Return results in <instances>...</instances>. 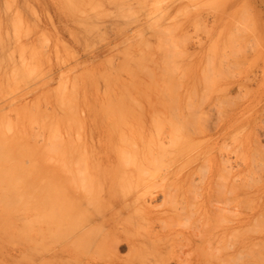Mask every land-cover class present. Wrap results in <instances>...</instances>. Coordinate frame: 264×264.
Returning <instances> with one entry per match:
<instances>
[{
  "label": "rangeland",
  "instance_id": "obj_1",
  "mask_svg": "<svg viewBox=\"0 0 264 264\" xmlns=\"http://www.w3.org/2000/svg\"><path fill=\"white\" fill-rule=\"evenodd\" d=\"M263 113L264 0H0V264L43 263L44 257H40L41 251L35 247L36 227L29 221L33 219L30 218L33 202L37 196H47L52 183L57 186L63 184L61 187H65V192L56 186L63 190L62 195L65 196L68 190L72 197H79L74 198L80 203L75 199H72L74 203L70 201L73 205L77 203L75 209H81L79 206L88 197L90 201L92 196L97 197L95 195L110 199L107 203L112 205L105 211L106 218L111 217V220L98 229H101V234L113 236L114 239H105L107 241L122 240L117 256L121 257L120 260L128 255V241L145 244L146 239H155V242L161 239L159 243L153 242L156 258H165L170 254L183 264H264V253H261L262 259L258 257L262 262L257 257L258 260H249L247 255L246 260L235 258L239 251L237 246L242 241L239 242V231L245 226H255L253 222L254 225L251 222L247 225L246 220L247 217L251 220L257 208L253 204H260L261 198H264L260 195V191H264V185L261 187L264 182L259 181L260 175L264 177L263 166L262 169L259 167L261 173L256 170L258 177L252 170L258 169L255 168L256 163H252L255 160L248 162L255 158L261 161L259 166L264 165V159L259 158L264 151L259 150L255 155L252 153L255 150L251 152L254 133L261 132V128L264 130V122L261 121ZM248 142L252 143L249 145ZM253 147L255 149L256 145ZM258 152L262 153L259 155ZM122 153H127L124 154V161ZM243 153L246 156L252 153L250 156L255 157L249 156L250 159ZM62 156L67 163L62 162ZM241 156L245 157L247 164L244 158V163L240 164ZM242 165L247 168L244 170ZM95 166L98 167L95 169ZM249 166H252L251 169ZM75 167H79L76 172ZM66 169L73 171L67 172L66 176ZM247 169L255 174L252 178H260H255L258 184H254L259 194H251L254 189L251 192L250 187L253 186L249 187L251 193L246 192L245 185L253 183L252 179H246V174H249ZM243 170L247 173L239 175ZM80 172L83 177L77 175ZM73 173L78 178H75L79 182L78 193L77 183L71 176ZM234 177L239 180L238 184L249 183L240 186ZM220 178L222 181L219 183L224 181L221 187L215 185L219 184L215 179ZM231 178H234L236 185L233 184V189L237 192L231 191ZM189 180L193 182L188 186ZM203 184H209L205 187L206 192ZM198 185L202 186L201 190ZM87 186L91 189H88L89 194L84 193ZM165 187L167 191L162 189ZM71 188L77 194L71 192ZM174 190L178 194L173 193ZM144 191L145 194L142 193ZM161 191H171L172 195L165 193L166 197ZM69 196L63 198L68 200ZM170 196L174 200L183 196V200L177 198V203H169L173 199ZM242 196L247 198L248 205L251 202L247 201L255 196V200L252 199L255 203L251 205L252 209L255 208L253 211L251 208L249 211L248 208L242 209L244 200L238 210ZM164 197L169 198L166 200ZM233 197L235 199L232 200ZM220 198L227 201L226 205L230 201V205L227 207L224 202L220 203ZM188 199L192 204L190 208ZM92 202L88 203L94 205ZM98 202L95 204L98 206L97 213L100 208ZM84 204V208L91 209ZM68 205L64 207L68 209ZM177 205L182 206L180 210ZM183 205L188 207L184 206L189 209L184 212L189 215L182 212ZM217 206L225 208L223 213ZM137 207L143 212L136 213ZM94 209L90 210V214H97ZM216 209L224 219L221 216L216 218L217 214L213 216ZM69 210L68 224L78 218V222L82 223L81 218L87 217L81 212L82 217L70 213V218ZM175 210H179L178 214ZM241 210L252 211L251 216L248 212L240 213ZM239 213L244 217H240ZM173 218L175 220H171ZM177 218L181 219L180 222ZM26 220H29L28 223ZM65 221L68 222L67 219ZM165 221L171 229H165ZM98 222L95 224L98 225ZM180 223L182 225H178ZM188 223L191 224L188 226ZM67 228L64 235L70 230L67 231ZM84 228L86 225L79 228V232L71 229L75 234L78 232V237L86 231L82 230ZM260 228L251 230L254 238L258 235L254 230L260 231ZM250 230L246 228V231ZM246 233L244 236L249 235L248 238H242V235L241 239L253 242L252 232ZM57 235H51V239H58ZM93 240L64 239V251L53 262L84 264L93 256L94 247H90ZM71 241L73 246L69 245ZM149 244L143 247H151ZM54 245H51L53 249L59 247V244ZM223 245L226 250H223ZM218 246L222 247V252ZM143 251L141 255H145ZM233 252L236 253L232 256ZM147 255L145 264L151 259L148 260L150 255ZM107 256L104 258H113L111 254ZM141 258L133 264H140ZM146 258L143 257L144 260Z\"/></svg>",
  "mask_w": 264,
  "mask_h": 264
},
{
  "label": "bare ground",
  "instance_id": "obj_2",
  "mask_svg": "<svg viewBox=\"0 0 264 264\" xmlns=\"http://www.w3.org/2000/svg\"><path fill=\"white\" fill-rule=\"evenodd\" d=\"M113 1H115V0H113ZM69 5H70V4H69ZM70 7H71V6H70ZM72 7L74 8V6H72ZM75 11H76V10H75ZM259 114H260V113H259ZM263 114H264V113H263ZM261 115H262V114H261ZM259 116H260V115H259ZM261 117H262V116H261ZM263 117H264V116H263ZM263 117H262V118H263ZM259 118H260V117H259ZM260 120H261V119H260ZM261 121L264 122V119L261 120ZM259 131H260V129H259ZM257 132H258V131H257ZM254 135H255V141H252L254 144L251 146L253 149L250 148L249 150L252 149L251 152L255 150V153L252 152V153L255 155V154L257 153V151H259V150H260V151H264V130H262V128H261V132H258V133H256V134L254 133ZM254 135H253V136H254ZM179 136H180V135H179ZM181 137H182V136H181ZM177 138H178V137H177ZM248 138H249V137H248ZM180 139H181V138H180ZM252 139H253V138L251 137V140H252ZM253 140H254V139H253ZM249 142H250V141H249ZM249 142H248V144H249ZM252 142H251V143H252ZM251 143H250V144H251ZM250 144H249V145H250ZM255 145H256L257 150H256V148L254 149V147H253V146H255ZM66 146H67V145H66ZM245 146H247V144H246ZM245 146H243V147L245 148ZM249 147H250V146H248V148H249ZM65 148H67V147H65ZM244 148H243V149H244ZM68 149H69V147H68ZM68 149H66L67 152H68ZM51 150H52V149H51ZM51 150H49V153H50ZM54 150L56 151V149H54ZM70 150H72V149H70ZM244 150H246V149H244ZM63 151H64V150H63ZM247 151H248V150H247ZM247 151H246V152H247ZM60 152H61V150H60ZM64 152H65V151H64ZM64 152H63V153H64ZM69 152H70V151H69ZM71 152H72V151H71ZM140 152H141V151H140ZM241 152H242V151H241ZM248 152H249V151H248ZM248 152H247V153H248ZM239 153H240V152H239ZM244 153H245V152H244ZM244 153H243V155H244L245 157H249L250 154H252V153H250V154H247V153H246V154L248 155V156H246ZM260 153H262V152H260ZM260 153L258 152L259 155H260ZM46 154H47V153H46ZM55 154L57 155V153H55ZM66 154H67V153H66ZM71 154H73V152H72ZM122 154H123V153H122ZM122 154H121V155H122ZM124 154H127V153H124ZM124 154H123V156H122V157H123V159H122L123 161H124V157H125ZM262 154H263V155H262ZM262 154H261L262 157H261V156L259 157V155H258V157L261 158V159H262V158L264 159V153H262ZM50 155H51V154H50ZM143 155H144V154H143ZM240 155H241V154H240ZM254 155H251L252 157H251V156H250V157H251V158H254V157H255ZM70 156H71V155H70ZM137 156H138V155H137ZM139 156H140V155H139ZM244 156H241L242 159H241V157L239 158V160L241 159V161H242V162L240 161V164H243V163H244V162H243V158H244V161H246ZM253 156H254V157H253ZM256 156H257V155H256ZM58 157H59V156H58ZM60 157H61V156H60ZM62 157H63V156H62ZM79 157H80V156H79ZM141 157H142V154H141ZM148 157H149V156H148ZM250 157H249V158H250ZM47 158H48V156H47ZM63 158H64V157H63ZM63 158H62V159H63ZM81 158H82V157H81ZM119 158H120V157H119ZM126 158H128V157L126 156ZM251 158H250V159H251ZM59 159H60V158H59ZM65 159H66V158H64L63 161H62V160H60V161H62V162H66ZM71 159L73 160L72 157H71ZM74 159L77 160V158H74ZM78 159H79V158H78ZM130 159H131V158H130ZM146 159H147V158H146ZM263 159H262V161H263ZM68 160H69V159H68ZM68 160H67V161H68ZM76 160H74V161L76 162ZM80 160H81V159H80ZM127 160L129 161V159H126L125 161H127ZM141 160H142V159H141ZM252 160H253V161L255 160L254 162H252L253 164L256 163V164H255V168H256V167L258 168V169H254V168H252V170H254V173L256 172V170H257V172L260 171L259 167H261V169H262V166H263V169H264V165L259 166V165H260V162H261L259 159H255V158H254V159H251V160L248 161V162H251ZM258 160H259V162L257 163ZM72 162H73V161H72ZM72 162H71V163H72ZM75 162H74V163H75ZM77 162H78V161H77ZM121 162H122V161H121ZM66 163H67V162H66ZM66 163H65V164H66ZM71 163H70V164L68 163V164L71 165ZM74 163H72V164H74ZM94 163H95V162H94ZM94 163H93V164H94ZM96 163H97V162H96ZM129 163H131V162L129 161ZM129 163H128V164H129ZM147 163H148V162H147ZM156 163H157V162H156ZM252 163H251V164H252ZM75 164H76V163H75ZM80 164H82V163H80ZM85 164H86V163H85ZM90 164L92 165V163H90ZM119 164H120V163H119ZM119 164H118V165H119ZM132 164H133V162H132ZM152 164H153V163H152ZM246 164H247V161H246ZM257 164H258V165H257ZM263 164H264V161H263ZM63 165H64V164H63ZM69 165H68V166H69ZM77 165H78V164H77ZM82 165H83V164H82ZM124 165H125V164H124ZM126 165H127V163H126ZM126 165H125V166H126ZM248 165H249V163H248ZM68 166H66V167H68ZM71 166L73 167V165H71ZM93 166H94V165H93ZM134 166H135V164H134ZM239 166H240V165H239ZM242 166H243V165H242ZM79 167H80V166H79ZM79 167H75L74 170H75V169H79ZM86 167H87V166H84V168H86ZM97 167H98V166H95V169H96ZM131 167H132V166H131ZM136 167H137V166H136ZM138 167H139V166H138ZM243 167H244V166H243ZM251 167H252V166H249V169H251ZM62 168H63V166H62ZM64 168H65V167H64ZM139 168H140V167H139ZM141 168H142V167H141ZM241 168H242V167H241ZM246 168H247V166H246ZM246 168L244 167V170H245ZM67 169H68V168H67ZM67 169H66V176H67V172H70V171H68ZM72 169H73V168H72ZM98 169H99V168H98ZM63 170H64V169H63ZM93 170H94V169H93ZM127 170H128V169H127ZM138 170H139V169H138ZM244 170H243L242 172H239V175L242 174V173L246 174V173L248 172V173L250 174V173L253 172V171H251V170H250L251 172H249L248 169H247V170H248L247 172L244 171ZM258 170H259V171H258ZM72 171H73V170H72ZM72 171H71V172H72ZM87 171H88V170H87ZM90 171H92V170L90 169ZM94 171H95V170H94ZM97 171H99V170H97ZM139 171H140V170H139ZM139 171H138V172H139ZM63 172H64V171H63ZM71 172H70V173H71ZM74 172H76V170H75ZM111 172H112V171H111ZM257 172H256V173H257ZM83 173H84V172H83ZM98 173H99V172H98ZM130 173L133 174V172H130ZM256 173H255V174H256ZM260 173H261V171H260ZM263 173H264V172H263ZM63 174H64V173H63ZM73 174H74V173H73ZM73 174H72L71 176H74V181L77 183V185H76V184H75V185H76V187H78V189L76 190L77 193H78V190H79L78 183H79V182L76 181V179L78 180V178H76L77 176L75 177V174H74V175H73ZM79 174H80V175H79ZM132 174H131V175H132ZM249 174H246L249 178H248L246 175H243V176H244V178L247 177L246 179H248V180H249V179H252V180H250L251 182H253L252 185H251V183H249V182H247V183H249L250 185H248L247 183H244V182L242 183L243 185H242V184H238L237 181H239V180H236V178H235L236 176L234 177L235 180H236L235 182H237L238 185H240V186H244V184H247V185H245V186L248 187V188H247V187L245 188L246 190H248V191H246L247 193H248V192L251 193V192L253 191V189H254V187H255V186H254L255 182H256V184H258V183H257V180L255 181V178H258V177H259L258 173H257V176H258V177H255V178H252V177L255 176V174L252 173L253 176L250 174V175H251V178H250V175H249ZM68 175H69V174H68ZM77 175L83 177V174H81V172H80V173H77ZM122 175H124V174H122ZM131 175H130V176H131ZM133 175H134V174H133ZM263 175H264V174H262V176H263ZM91 176H92V175H91ZM243 176H242V178H243ZM95 177H98V176H95ZM122 177H124V176H122ZM125 177H126V175H125ZM134 177H135V175H134ZM134 177H133V178H134ZM219 177H223V176H219ZM237 177H239V176H237ZM66 178H67V177H66ZM68 178H70V177H68ZM68 178H67V179H68ZM75 178H76V179H75ZM91 178H92V177H91ZM98 178H99V177H98ZM138 178H139V176H138ZM138 178H136V179L138 180ZM216 178H218V177H216ZM227 178L229 179V177H227ZM234 178H231V179H233V181L231 180V182H229V183H230L229 185H230V186H233V187H230V188H231V191L235 190V191L237 192L236 189H233V188L235 187V186L233 185V184H235V182H234ZM242 178L240 177V180H241ZM260 178H261V179H260ZM260 178H258V180L260 179L259 181H260L261 183H263L264 181H262V179L264 180V177L262 178L261 175H260ZM50 179H51V178H50ZM80 179H81V177H80ZM80 179H79V180H80ZM103 179H104V176H103ZM108 179H109V178H108ZM124 179H125V178H124ZM134 179H135V178H134ZM134 179H133V180H134ZM218 179H219V178H218ZM218 179H215V180H217V182H218V181H219V182L222 181L221 178H220V180H218ZM47 180H48V179H47ZM57 180H58V179H57ZM65 180H66V179H65ZM69 180H70V179H69ZM97 180H99V179H97ZM186 180H187V179H186ZM186 180H185V181H186ZM190 180H191V179H190ZM190 180H189V182H188V186H189V184L191 185V182L195 181V179H194V180L192 179L193 181H190ZM204 180H205V179H204ZM204 180H203V182H204ZM223 180H225V177L223 178ZM226 180H227V179H226ZM243 180H244V179H243ZM248 180H247V181H248ZM253 180H254V181H253ZM66 181H67V180H66ZM71 181H72V179H71ZM94 181H95V180H94ZM127 181H128V180H127ZM135 181H136V180H135ZM140 181H141V180H140ZM148 181H150V179H148ZM196 181H197V180H196ZM199 181H200V180H198V182H199ZM208 181H209V178H208ZM211 181H212V180H211ZM211 181H210V182H211ZM227 181H228V180H227ZM229 181H230V179H229ZM244 181L246 182V180H244ZM58 182H60V181H58ZM96 182H98V181H96ZM132 182H133V181H132ZM136 182H138V181H136ZM142 182H143V181H142ZM166 182H167V181H166ZM203 182L201 181L200 183L202 184ZM212 182H213V181H212ZM215 182H216V181H215ZM215 182H214V183H215ZM219 182H218V183H219ZM223 182H224V181H223ZM223 182H221V183H219V184L215 183V185L221 187V185L223 184ZM232 182H233V183H232ZM34 183H35V182H34ZM48 183H49V182H48ZM90 183H91V186H92L93 180H92ZM94 183H95V182H94ZM127 183L129 184V182H127ZM144 183H145V182H144ZM175 183H176V182H175ZM184 183H185V182H183V186H184ZM196 183H197V182H196ZM196 183H195V184H196ZM205 183H207V181H206ZM231 183H232V185H231ZM59 184H60V183H59ZM67 184H68V183H67ZM67 184L65 185L66 187H67ZM69 184H72V183H70V181H69ZM140 184H141V183H140ZM142 184H143V183H142ZM164 184H165V183H164ZM212 184H213V183H212ZM212 184H211V185H212ZM220 184H221V185H220ZM256 184H255V185H256ZM34 185H35V184H34ZM53 185H54V188H53ZM62 185H63V184H62ZM62 185H60V186L58 185V186L61 187ZM94 185H97V183H95ZM94 185H93V187H94ZM100 185H101V184H100ZM148 185H149V184H148ZM152 185H154V184H152ZM160 185H161V184H160ZM162 185H163V184H162ZM203 185H204V191H205V187H207V185H209V184H207V185L203 184ZM215 185L213 184V186H215ZM225 185H226V184L224 183L223 187H224ZM235 185H236V184H235ZM262 185H264V183L261 184V187H262ZM35 186H36V185H35ZM49 186H50V184H49ZM56 186H57V185H55V184L52 183L51 188H49L50 192L47 191V192H48V193H47L48 195L46 194L47 196H44L45 198H44V197H41V198H43L42 200H40L41 198H38V196H37L36 199L34 198V199H35V202H33L34 204H33V206H32V212H31L32 214L30 215V216H32V217H30V218H31V219L33 218L32 220H34V221L30 220V218H29L30 221H29V220H26L27 223H28V221H29L30 223L33 222V224H34L35 227H36V229H35V230H36V232H35V233H36V236L34 237V238H35V239H34V240H35V247H36L37 250H39V252H40V251L42 252V253H41V252L39 253V254L41 255V256L39 255L40 257H42V256L44 257V260H43V263H42V264H55V262H53V260H55L54 258L58 257V255L60 256V254L64 251V250H63V245L65 244L64 239H71V238H74V239H75V238H76V239H86V238H88V239H94V240L91 242V245H90V247H94V248H93V251H94V252H93V256L90 257V259H87L86 261H84V264H133V263H135V262L140 261V256L142 257V258H141L142 261L139 262V263H140V264H145L144 262H147V258L145 257V255H147V253H149V252H150V253H149L150 256H149V255H147V256H149L148 260L151 258V259H150L151 261L149 260L147 264H175V261H177V264H183V263H182L183 261L175 260V259L173 258V255H170V254H168V256L165 257V258L162 257V256H160V257H158V258H156L157 256L155 257V255H154L155 243H156V242L159 243V240H161V239H156V242L154 241L155 239H146V241H145V239H143L146 243H148V244L150 243L149 245H151V247L148 245V246H149V248L147 247L148 249H147V248H144V247H146V245H145L146 243H145V244H143V243L139 244V242H136V243H138V244H136V243H131V242L128 241V255L125 256V258L123 257V258H124L123 260H120L121 257L118 258L117 256H118V253H119V252H118V250H119V248H120L119 246L121 245L122 240H118V239H116L117 241H116V240L107 241V240H105V239H114L113 236H112L111 234H107V233H102V234H101V233H100L101 229H98V228H100V227H103V226L107 225V223L110 222V220H111V219H110L111 217H110L109 219L106 218V212H107V211H105L106 208H109L108 206L112 205V203H111V204L107 203L110 199L107 200L105 197H103V195H99L100 198H99V202H98V199H97V198H98L99 196H98V195H95V196H97V197L94 198V196H92V197H91V200L93 201V199H95V201H96V199H97V201H96V202H95V201L92 202V201H90V199H89V197H88L89 195H88V196H85V195H86V194H85L84 196H85V197H88V200L84 197V198H85V201H84V202H85L86 206H88V208L94 209V207H95L94 212H96V210L98 209V208H97L98 206L96 207L95 204H97V202L99 203V206H100L99 211H98V213L96 212L97 214L94 215V214H90V210H91V209L88 210L87 208H84V207H83V203H84L83 201H82L83 203L81 204L82 206H79L80 208H81V207H82V208H81V209H77V208L75 209V205H77V203H80V202H78V199H75V198H79V197H76V196H74L75 198L72 197V196L68 193V190L66 191L65 196H64V195H62V194H63V190H62V189H64L65 187L63 186L64 188L61 187L62 189H61V188H60V189H57L58 186H57V187H56ZM68 186H69V185H68ZM83 186H86V185H83ZM88 186L90 187V184H88ZM88 186H87V189L85 188L84 193H85V192L87 193V192H89V191L91 190V189H89ZM124 186H126V185H124ZM130 186H131V185H130ZM135 186H136V185H135ZM150 186H151V185H150ZM167 186H168V185H167ZM167 186H166V187H167ZM172 186H173V185H170L169 187H172ZM198 186H199V185H198ZM200 186H201V185H200ZM200 186H199V188H200ZM250 186H253V187H250ZM256 186H257V185H256ZM70 187H72V186H70ZM73 187H75V186H73ZM95 187H96V186H95ZM98 187H99V184H98ZM140 187H141V186H140ZM148 187H149V186H148ZM154 187H155V186H154ZM159 187H160V186H159ZM166 187H165V188H162V189H166ZM176 187H178V184H177ZM176 187H175L174 189H176ZM225 187H227V186H225ZM225 187H224V188H225ZM236 187H237V186H236ZM238 187H239V186H238ZM249 187L252 188V190H251ZM34 188H35V187H34ZM34 188H32V189L34 190ZM44 188H45V187H44ZM44 188H43V189H44ZM47 188H48V186H47ZM52 188H53V189H52ZM80 188H81V187H80ZM82 188H83V187H82ZM90 188H91V187H90ZM96 188H97V187H96ZM100 188H101V187H100ZM128 188H130V187L128 186ZM145 188H146V187H145ZM157 188H158V187H157ZM181 188H182V187H181ZM199 188H198V190H199ZM201 188H202V186H201ZM201 188H200V190H201ZM212 188H213V187H212ZM212 188H211V190H212ZM255 188H256V187H255ZM263 188H264V186H263ZM56 189H57V190H60L62 193H61V194H59L60 192L57 193V190H56ZM73 189H74V188H73ZM88 189H89V191H88ZM94 189H95V188H94ZM101 189H103V188H101ZM101 189H96V190L100 191ZM124 189H125V187H124ZM135 189L137 190V188H135ZM218 189H219V188L217 187V190H218ZM225 189H226V188H225ZM242 189H243V188H242ZM256 189H257V188H256ZM261 189H262V188H261ZM261 189H259L258 191H260ZM35 190H36V189H35ZM69 190H70V189H69ZM71 190H72V188H71ZM71 190H70V191H71ZM74 190H75V189H74ZM86 190H87V191H86ZM125 190H127V188H126ZM129 190H130V189H129ZM136 190H135V192H137L138 190H140V188H139L137 191H136ZM145 190H146V189H145ZM169 190H170V189H169ZM171 190H172V189H171ZM176 190H177V192H180V191H178V189H176ZM181 190H182V189H181ZM200 190H199V191H200ZM213 190H214V189H213ZM217 190H216V191H217ZM249 190H251V192H250ZM20 191H21V190H20ZM94 191H95V190H94ZM98 191H97V192H98ZM123 191H124V190H123ZM131 191H132V190H131ZM148 191H149V190H148ZM154 191H155V190H154ZM163 191H165V190H163ZM166 191H167V189H166ZM202 191H203V189H202ZM208 191H209V193H210V190H208ZM220 191L222 192V189H220ZM220 191H219V192H220ZM228 191H229V192H228ZM235 191L232 192V193H234L235 195L238 196L239 193L236 194ZM33 192H35V191H33ZM64 192H65V189H64ZM71 192H73V190H72ZM81 192H83V191L81 190ZM92 192H93V189H92ZM92 192H91V193H92ZM101 192H102V191H101ZM149 192H150V191H149ZM149 192H147V194H148ZM161 192H162V191H161ZM170 192H171V191H170ZM170 192H169V193L167 192V193H168L169 195H172V193L170 194ZM177 192L174 190L173 193H177ZM205 192H206V191H205ZM213 192H214V191H213ZM221 192H220V193H221ZM226 192L231 193L230 190H227ZM238 192H239V190H238ZM243 192H244V190H243ZM253 192H254V193H253ZM253 192H252L251 194H255V193L257 192V190L255 191V189H254ZM260 192L263 193V194L260 193V195H262V197H263V195H264V191L262 192V190H261ZM43 193H44V190H43ZM73 193H74V194H77V193H75V192H73ZM79 193H80V192H79ZM95 193H96V192H95ZM125 193H126V192H125ZM142 193L145 194V191L142 192ZM158 193H159V192H158ZM162 193L165 194L166 192H162ZM167 193H166V194H167ZM198 193H199V192L196 191V194H198ZM200 193H201V192H200ZM200 193H199V194H200ZM202 193H203V192H202ZM209 193H208V194H209ZM214 193H215V192H214ZM232 193H231V194H232ZM247 193H245V197H247V196H246ZM40 194H41V192H40ZM66 194H69L70 196H69V195H67V196H69V197H71V198L68 197V200H67V198H66V200H65L64 198L67 197ZM87 194H89V193H87ZM108 194H109V193H108ZM108 194H107V195H108ZM127 194H129V193H127ZM164 194H162V195L164 196ZM166 194H165V196L167 197ZM177 194H178V193H177ZM211 194H212V192H211ZM221 194H224V192L221 193ZM257 194H259V193L257 192ZM37 195H38V193H37ZM42 195H43V194H42ZM81 195H82V193H81ZM81 195H80V196H81ZM91 195H93V194H91ZM91 195H90V196H91ZM137 195H138V194H137ZM140 195H141V193H140ZM150 195H151V193H150ZM154 195H157V194H154ZM175 195H176V194H175ZM175 195H173V196H175ZM200 195H201V194H200ZM215 195H216V193H215ZM229 195H230V194H229ZM235 195H233V196H235ZM239 195H240V194H239ZM249 195H250V194H248V196H249ZM260 195L258 196V198L261 197ZM126 196H127V195H126ZM135 196H136V195H135ZM146 196H147V195H146ZM173 196H172V197L170 196V198H173V199L169 200V203H170V201H172V202H173V201L176 202L175 200H176L177 198H179V197H177V198H175V200H174V197H173ZM202 196H203V195H202ZM206 196H207V195H206ZM218 196H219V193H218ZM218 196H217L216 198H218ZM221 196H223V195H221ZM231 196H232V195H231ZM231 196H230V199H231ZM34 197H36V196H34ZM61 197H62V198H61ZM63 197H64V198H63ZM124 197H125V194H124ZM137 197H138V196H137ZM141 197H142V195H141ZM141 197L139 196V198H141ZM144 197H145V196L143 195V198H144ZM166 197H164V198L167 200L169 197H168V198H166ZM182 197H183V196H182ZM182 197H181V198H182ZM245 197H244V198H245ZM251 197H253V196H251ZM251 197H250V198H251ZM31 198H33V197L31 196ZM109 198H110V197H109ZM164 198H162L163 201H166V200H164ZM181 198H179V199L181 200ZM212 198H213V197H212ZM226 198H227V196H226ZM242 198H243V196H242ZM244 198L241 199L242 203H240L241 201H239V205H237V207H240V208H238V210L241 209V206H242V204H243V200H244V204L246 203V199H247V198H245V199H244ZM253 198H255V196H254ZM253 198H251L250 201H247L248 203L251 202V203L249 204L250 206H249L247 203H246L245 205H248V206H245V205L243 204V206H242V209H243V210H245L246 208H248V211L250 210V208L252 209L251 205H252L253 203H255V202L252 201ZM256 198H257V197H256ZM34 199H33V201H34ZM72 199H75V200H76L77 203H75V205L72 204V203H74V201H73ZM122 199H124V198L122 197ZM125 199H126V198H125ZM125 199H124V200H125ZM134 199H135V197H134ZM152 199H153V198H152ZM210 199H211V197H210ZM227 199L229 200V197H228ZM233 199H235V198L233 197L232 200H233ZM238 199H239V198H238ZM261 199H262V201H261V203L259 202L260 204H257L258 206L255 205V204H253V205L256 206L257 208H256V210H254V211H253V209H255V208L252 209V211H253V215H252V216L250 215V212H252V211H250V212L247 211V212L249 213L248 216L250 215V216L252 217V218L250 217L251 220H249L248 217L246 216V217H247V220H246V219H245V220L247 221L248 224H247V223H244L245 221H244V222L242 221L244 224H247V225H249L250 222H251V223L253 222V223L255 224V226H252V225L249 226V227H248V226H245V228H241L242 230L239 228V229L241 230V231H239L240 236L243 235L242 238L246 237V236H247L246 234H249V233H251V232H252V234H253V231H251V230L256 229V227H259V228H260V227H262V226L264 225V198H261ZM62 200H63V201H62ZM71 200H72V201H71ZM82 200H84V199H82ZM86 200H87L89 203H91V202H92V204L94 203V205L89 204ZM124 200H122V201H124ZM145 200H146V199H145ZM182 200H183V198H182ZM218 200H219V199H217V202H218ZM221 200H222V199L220 198V203H221V202H224V204L226 205V202H227V201H224V200L221 201ZM236 200H237V198H236ZM236 200H234V201H236ZM239 200H240V199H239ZM248 200H249V199H248ZM253 200H255V199H253ZM258 200L260 201V199H258ZM31 201H32V200H31ZM61 201H62V202H61ZM66 201H68V203L71 205V207H72V205H73V207H72V211H73V212L70 211L71 209L69 210V208H71V207H70V205H68V203H67ZM70 201H71L72 203H70ZM132 201H134V200H132ZM132 201H131V202H132ZM135 201H136V200H135ZM137 201H138V200H137ZM65 202H66L67 204H66ZM166 202L168 203V201H166ZM178 202H179V201H178ZM187 202H189V199H188ZM87 203H88V204H87ZM164 203H165V202H164ZM176 203H177V202H176ZM180 203H181V202H180ZM189 203H190V202H189ZM218 203H219V202H218ZM220 203H219V204H220ZM228 203H230V201H229ZM228 203H227V205L229 206L230 204H228ZM30 204H31V202H30ZM63 204H64V205H63ZM85 204H84V205H85ZM123 204H124V203H123ZM123 204H121V205H123ZM127 204H128V202H127ZM127 204H126V206H129V205H130V203H129V205H127ZM132 204H133V203H132ZM165 204H166V203H165ZM172 204H173V203H172ZM183 204H185L184 201H183ZM224 204H222L223 207H225ZM67 205L69 206L68 209L66 208ZM89 205H91V206H89ZM135 205H136V204H135ZM140 205H141V204H139L138 206L140 207ZM167 205H168V204H167ZM180 205H182V203H181ZM180 205H177V206H180ZM190 205H192V204L190 203V204L188 205V207H189ZM202 205H203V204H202ZM217 205H218V204H217ZM227 205H226V206H227ZM253 205H252V206H253ZM64 206H66V207H64ZM124 206H125V205H124ZM172 206H173V205H172ZM174 206H175V205H174ZM184 206H185V205H183V207H184ZM220 206H221V205H220ZM228 206H227V207H228ZM244 206H245V208H243ZM79 207H78V208H79ZM121 207H122V206H121ZM142 207H143V206H142ZM165 207H166V206H165ZM181 207H182V206H180L179 210L181 209ZM185 207H186V206H185ZM185 207H184V209H182V210H183L182 212H184V210H189V209H185ZM188 207H186V208H188ZM196 207H197V206H196ZM211 207H212V206H211ZM217 207H218V206H217ZM227 207H226V209H227ZM237 207H236V205H235V208H237ZM73 208H74V210H73ZM83 208H84V209H83ZM124 208H125V207H124ZM126 208H127V207H126ZM189 208H190V207H189ZM193 208H194V207H193ZM193 208H192V209H193ZM231 208H233V207H231ZM235 208H233V209H235ZM58 209H59V212H58ZM65 209L69 210V214H70V213H74V215L77 214L76 216L80 215V217H82V216H86L85 214H87V217H83V218H81V219L83 220L82 223H81V222H78V221H80L79 218H78L79 216L77 217L78 219H76L77 221L74 219V220H75L74 223L77 222V223L75 224L76 227H77V228H76L75 225H74V223H73V221H70L71 223L68 224V223H69V219H68L69 217H68V215H67V214H68V213H67L68 211L65 210ZM82 209H83V210H82ZM110 209H112V207H111ZM110 209H107V210L109 211ZM122 209H123V208H122ZM136 209H137L136 213H137V212H141V211L138 209V207H137ZM143 209H144V208H143ZM143 209H142V210H143ZM164 209H165V208H164ZM175 209H176V208H175ZM194 209H197V210H198V208H194ZM214 209H215V207H214ZM221 209H222V207H218V210H219V211H220ZM223 209H225V208H223ZM223 209H222V213H223ZM76 210H79L80 213H79L78 211H76ZM85 210H86V211H85ZM87 210H88V211H87ZM133 210H134V209H133ZM138 210H139V211H138ZM166 210H167V207H166ZM179 210H178V211H179ZM218 210L216 209V213H215L213 216L216 217L215 215L217 214L218 217H216V218L220 219L219 216H221L222 213H221V214H219L220 212L217 213ZM231 210H232V209H231ZM231 210H230V211H231ZM243 210H241V211H243ZM246 210H247V209H246ZM104 211H105V212H104ZM134 211H135V210H134ZM134 211H133V212H134ZM172 211H173V210H172ZM175 211H176V210H175ZM178 211H176V213H177ZM191 211H192V210H191ZM212 211L215 212V210H213V209H212ZM212 211H211V212H212ZM241 211H240V213H244V212H245V211H243V212H241ZM57 212H58V213L61 212V213L58 214ZM65 212H66V213H65ZM75 212H77V213H75ZM81 212H82V214H83L82 216H81ZM83 212H84V213H83ZM142 212H143V211H142ZM142 212H141V213H142ZM165 212H166V211H165ZM170 212H171V210H170ZM187 212H188V211H187ZM193 212L195 213L196 210L193 211ZM193 212H191V215H192V216L194 215V214H192ZM198 212H199V211H198ZM214 212H213V213H214ZM247 212H245V214H247ZM88 213H89V214H88ZM102 213H103V214H102ZM172 213H173V212H172ZM205 213H206V212H205ZM224 213H225V210H224ZM240 213H239V215H240V217H242L243 215L241 216ZM173 214H174V213H173ZM177 214H178V213H177ZM177 214H174V215H177ZM181 214L183 215V213H181ZM181 214H180V216H181ZM184 214H185V215H186V214L189 215L190 213H186V212H184ZM210 214H211V213H210ZM99 215H102V216L100 217ZM167 215H168V217H169V215H171V214L169 213V214H167ZM65 216H66V218H65ZM69 216H70V218H71L72 214H70ZM76 216H73V218L76 217ZM194 216H195V215H194ZM144 217H145V216H144ZM168 217H166V219H167ZM170 217H172V216H170ZM177 217H178V215H177ZM182 217H183V216H182ZM182 217H181V219H182ZM185 217H186V216H185ZM204 217H205V216H204ZM206 217H207V214H206ZM240 217H239V218H240ZM243 217H244V216H243ZM246 217H245V218H246ZM187 218H188V216H187ZM193 218H194V217H193ZM221 218L224 219L225 217L223 218V216H221ZM65 219H67V221H68L67 223H66ZM84 219H85V220H84ZM177 219H178V218H177ZM177 219H176V221H177ZM181 219L179 218L177 222H180L179 220H181ZM188 219H189V218H188ZM241 219H242V218H241ZM98 220L100 221V223L98 222L99 224L96 225L95 223H96V221H98ZM161 220H162V219H161ZM161 220H159V221H161ZM167 220H169V218H168ZM171 220H175V219L173 218V219H171ZM184 220H185V219H184ZM189 220H191V218H190ZM221 221H222V220H221ZM239 221H240V220H239ZM64 222H65V227H64ZM84 222H85V224H84ZM162 222H164V220H162ZM165 222H166V221H165ZM168 222H169V221H168ZM170 222H172V221H170ZM177 222L175 223L176 225H177ZM186 222H187V219H186V221H184V223H186ZM242 222H241V223H242ZM30 223H29V224H30ZM172 223L174 224V222H172ZM182 223H183V222H182ZM182 223H180V224H178V225H182ZM184 223H183V224H184ZM239 223H240V222H239ZM241 223H240V224H241ZM253 223H252V224H253ZM24 224H25V222H24ZM66 224H67L69 227H70V225H71V227L69 228V227L67 226V227H68V228H67V227H66ZM77 224H79V225H78L79 227L77 226ZM82 224L86 225V228H87V227H89V228H88V229H86V228L82 229L83 231H84V230H86V231H84L83 233H81V235H79V236L77 235L78 237H76V234L79 232L78 229L84 227V225L82 226ZM150 224H151V223H150ZM162 224H163V223H162ZM189 224H191V223H188V226H189ZM254 224H253V225H254ZM259 224H260V225H259ZM34 225H33V227H34ZM61 225H62L63 227H62ZM80 225H81V226H80ZM165 225H166V226H165L166 228H165V227H163V228H165V229L168 230V228H170V227H167V226H169L168 223L166 222ZM184 225H185V224H184ZM198 225H199V224H198ZM242 225H243V224H242ZM242 225H240V227H241ZM258 225H259V226H258ZM30 226H32V225H30ZM57 226H58V228H57ZM73 226H74V227H73ZM162 226H164V225H162ZM170 226L172 227L173 225L171 224ZM174 226H175V225H174ZM237 226H238V225H237ZM186 227H187V226H186ZM242 227H244V226H242ZM250 227H252L251 230H250ZM61 228H62V229H61ZM64 228H65V230H63ZM66 228H67V231H68V229H70V230H69L68 232H66V234L64 235V232L66 231ZM71 228H73L74 230H77L78 232L76 231L77 233L75 234L74 230L72 231ZM75 228H76V229H75ZM163 228H162V230H163ZM217 228H218V227H217ZM221 228H222V227H221ZM246 228H247L248 230H250V232L246 231ZM263 228H264V226H263ZM263 228H262V229H263ZM28 229H31V228H28ZM33 229H34V228H33ZM55 229H56V233H55ZM58 229H59V230H58ZM159 229H160V227H159ZM170 229H171V228H170ZM260 229H261V228H260ZM262 229H261L260 231H256L257 229L254 230L255 235H256V232H258V233H257L258 235H256V236H257L256 238L253 237L254 234L252 235V237L250 236L251 239L254 238V239H252V240H254L253 242L249 239L250 243H247V240H248V239H246V238H248L249 235H248L245 239H241V237L239 236V242H240L241 240H242L243 242H242V241H241L240 243L238 242V243H239V246H237V247H239V251H238V253L235 252L236 254H238V255H235L236 257L234 256L235 258H237V259L239 258L240 261H241L242 258L245 259V260H246V258H248L249 260H250V259H256V260H258L259 258L262 259L261 256H263V254H261V253H264V248H263L264 246H262L264 242H263V241L259 242L261 239L264 240V230H262ZM62 230H63V231H62ZM82 230H81V231H82ZM99 230H100V231H99ZM30 231H32V230H30ZM81 231H80V232H81ZM98 231H99V232H98ZM145 231H146V232H150V231H148V230H146V229H145ZM244 231H246L247 233L244 232ZM58 232H59V233L61 232V233L59 234ZM62 232H63V235H62ZM153 232H154V231H153ZM240 232H241V233H240ZM243 232L246 233V234H245L246 236H244V233H243ZM28 233H29V232H28ZM242 233H243V234H242ZM56 234L60 235V236L57 235L56 238H58V239H51L52 236L54 235V237H55ZM139 234H140V233H139ZM145 234L148 235V233H145ZM51 235H52V236H51ZM61 235L63 236V238H62ZM137 235H138V234H137ZM137 235H136V236H137ZM140 235H142V234H140ZM140 235H139V236H140ZM153 235H155V234H153ZM33 236H34V235H33ZM50 236H51V237H50ZM64 236H65V237H64ZM67 236H68V238H67ZM133 236H134V235H133ZM148 236H149V235H148ZM150 236H152V234H151ZM49 237H50V238H49ZM59 237H60V238H59ZM70 237H71V238H70ZM154 237H155V236H154ZM143 238H144V237H143ZM145 238H146V237H145ZM147 238H148V237H147ZM256 239H257V240L260 239V240H258V242L256 243V241H257ZM141 240H142V239H141ZM171 240H172V239H171ZM214 240H215V239H214ZM219 240L222 241V242L225 241V240H223V239H219ZM219 240H218L217 245L220 244V243H219V242H220ZM244 240H246V241H244ZM30 241H31V240H30ZM147 241H148V242H147ZM216 241H217V240H216ZM226 241H227V240H226ZM249 241H248V242H249ZM32 242H33V241H32ZM50 242H52L53 245L56 244V246L59 244V245H58L59 247L56 248V249H53V247H51L52 244H51ZM53 242H54V243H53ZM134 242H135V241H134ZM153 242H155V243H153ZM208 242H209V241H207V243H208ZM222 242H221V243H222ZM245 242H246V243H245ZM251 242H252V243H251ZM225 243H227V242H224V243H222V244H225ZM236 243H237V242H236ZM238 243H237V244H238ZM208 244L211 245V242H209ZM214 244H215V243H214ZM234 244H235V243H234ZM237 244H236V245H237ZM259 244H260V245H259ZM261 244H262V245H261ZM32 245H33V244H32ZM69 245H70V246H73V241H71V243H70ZM143 245H145V246L143 247ZM217 245H216V247H217ZM54 246H55V245H54ZM221 246H222V245H221ZM224 246H225V245H223V250H226V249H224ZM229 246H231V245H229ZM229 246H228V247H229ZM232 246H233V244H232ZM232 246H231V247H232ZM209 247H211V246H209ZM212 247H213V246H212ZM219 247H220V246H218V250H220V251L222 252V247H220L221 249H220ZM228 247L226 246L225 248H228ZM235 247H236V246H235ZM257 247H258V248H257ZM260 247L263 249V251H262V249H259ZM66 248H67V247H66ZM229 248H230V247H229ZM250 248H251V249H250ZM71 249H73V247H71ZM143 249H145V250L148 251V252H145V250L143 251ZM210 249H211V248H210ZM55 250H56V251H55ZM214 250H215V248H214ZM237 250H238V248H237L235 251H237ZM141 251H143V253H144L145 255H143V254L141 255ZM167 251H168V250H167ZM220 251H219V252H220ZM232 251H234V246H233ZM67 252H68V251H67ZM67 252H66V253H67ZM219 252H218V253H219ZM66 253H65V254H66ZM167 253H168V252H167ZM235 253L233 252L232 256H233ZM107 254H108L107 258L110 256V254L113 255V258H112V259H110V258L105 259L104 256H106ZM139 255H140V256H139ZM229 255L231 256L230 253H229ZM245 255H247V256H249V257H251V255H252V256H254V257L249 258V257L246 256V258H245ZM64 256H65V255H64ZM238 256H240V257H238ZM243 256H244V257H243ZM132 257H133L134 259H133ZM143 257L146 258V259H145L146 261L143 259ZM255 257H257V258L259 257V258L257 259V258H255ZM263 257H264V256H263ZM36 258H37V257H36ZM116 258H117V259H116ZM131 258H132V259H131ZM42 259H43V258H42ZM57 259H58V258H57ZM109 259H110V260H109ZM233 259H234V258H232V261H233ZM237 259H235V260H237ZM260 259H259V261L262 262ZM36 260H38V259H36ZM40 260H41V259H40ZM239 260H238V262H239ZM259 261H258V262H259ZM263 261H264V260H263ZM243 262H245V261H243ZM248 262L250 263L251 261H248ZM57 263H58V264H61V261L59 260V261H57ZM254 263H256V262H253V264H254ZM235 264H236V263H235ZM237 264H238V263H237ZM242 264H243V263H242ZM245 264H246V263H245Z\"/></svg>",
  "mask_w": 264,
  "mask_h": 264
}]
</instances>
